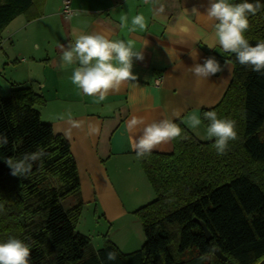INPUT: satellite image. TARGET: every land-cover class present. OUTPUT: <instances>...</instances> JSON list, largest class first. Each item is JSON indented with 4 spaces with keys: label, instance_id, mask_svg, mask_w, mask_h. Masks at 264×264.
Returning <instances> with one entry per match:
<instances>
[{
    "label": "trees",
    "instance_id": "1",
    "mask_svg": "<svg viewBox=\"0 0 264 264\" xmlns=\"http://www.w3.org/2000/svg\"><path fill=\"white\" fill-rule=\"evenodd\" d=\"M42 1L0 0V33L18 15L35 17ZM245 36L253 45L264 42V8L249 16ZM225 57L233 63L232 80L200 117L205 127L207 111L236 121L238 139L218 155L214 138L201 139L175 120L182 137L173 140V150L138 158L155 196L135 210L145 241L129 253L109 238L95 250L90 237L76 230L84 202L70 142L42 120L38 106L45 97L14 84L0 96V134L9 141L0 146V243L23 240L31 249L30 264H257L264 258V74L241 65L233 53ZM38 150L46 155L26 178L10 174L6 159ZM72 195L78 200L65 206ZM109 252L115 260H108Z\"/></svg>",
    "mask_w": 264,
    "mask_h": 264
},
{
    "label": "crops",
    "instance_id": "2",
    "mask_svg": "<svg viewBox=\"0 0 264 264\" xmlns=\"http://www.w3.org/2000/svg\"><path fill=\"white\" fill-rule=\"evenodd\" d=\"M209 4L210 0H71L74 12L65 15L63 0H43L35 17L18 15L0 33V96L10 94L14 84L32 87L46 100L39 106L41 118L63 136L70 127L69 112L81 122L68 139L79 172L80 196L87 206L94 205L95 216L101 210L117 230L136 223L135 210L155 196L131 149L129 120L135 116L151 123L167 117L193 131L185 123L187 118L218 103L232 80L233 63L215 42L217 21L207 16ZM136 15L145 17L146 29L131 31ZM123 17H127L125 26ZM94 33L113 40L131 39L143 54L142 60H133L136 79L99 103L72 83V68L59 70L62 46L74 34ZM208 57L222 66L228 62L231 71L225 68L197 82L189 69ZM60 115L65 120H59ZM173 147L171 141L153 151L170 152ZM124 218L128 220L117 223Z\"/></svg>",
    "mask_w": 264,
    "mask_h": 264
},
{
    "label": "clouds",
    "instance_id": "3",
    "mask_svg": "<svg viewBox=\"0 0 264 264\" xmlns=\"http://www.w3.org/2000/svg\"><path fill=\"white\" fill-rule=\"evenodd\" d=\"M147 3L148 0H145ZM264 8L260 0L255 3L244 0L241 3H231L230 0H210L207 8L208 18L217 21L215 24V42L225 51L235 54L241 65L250 66L251 70L264 74V42L251 44L245 33L249 28V16L256 15ZM162 11V9H161ZM198 11L194 9L193 12ZM127 17L122 18V26H125ZM131 24L135 31L137 28L146 29V21L143 15L132 18ZM209 48L214 45L205 41ZM143 59V54L136 48L131 39H110L103 33L74 34L66 47L62 46L59 70L64 71L72 68L71 81L87 96L96 97V102H102L110 92L119 91L121 86L129 81H134L133 60ZM195 59V57H193ZM225 68L231 71L228 62L222 66L215 57L204 59L203 63H195L189 71L200 80L208 79L217 73L223 72ZM65 120L64 115L58 117ZM203 119L208 121L206 136L215 139L213 147L218 155L226 153L229 143L238 139L236 121L218 117L216 111L203 113ZM67 123L70 125L64 131L66 139H71V130L80 128L81 122L72 118L71 113L67 115ZM185 123L195 129L202 124L200 116L193 114L187 118ZM127 130L133 135L130 137L131 149L137 158L150 155L154 149L162 144L182 137V129L172 119L165 117L158 121L147 123L144 118L132 117L127 125ZM139 130V135L134 133ZM53 128V134H56ZM90 131L95 128L90 126ZM8 137L0 134V146L8 144ZM46 155L43 150L25 153L19 158H8L6 164L12 176L26 178L32 171L33 164L42 160ZM30 247L21 239L9 238L0 243V264H30ZM108 260H115L116 253L109 252Z\"/></svg>",
    "mask_w": 264,
    "mask_h": 264
},
{
    "label": "rangeland",
    "instance_id": "4",
    "mask_svg": "<svg viewBox=\"0 0 264 264\" xmlns=\"http://www.w3.org/2000/svg\"><path fill=\"white\" fill-rule=\"evenodd\" d=\"M42 120L45 121L44 118ZM193 131L199 138L208 139L206 136V127L203 124H201L199 128L193 129ZM77 200V196L72 195L66 198L64 204L65 206H70ZM125 219L127 218L119 220L117 221V223L123 222ZM76 230L92 238L91 246L94 249L96 247L101 248L103 246V237L104 241L106 238H109L115 244H120L119 246H122V244H124L123 249L116 244L124 253H129L141 248L145 241L143 226L139 218L136 220V223L135 221H132V223L128 222L127 225L117 230L116 225H110V221L104 218L103 212L101 210L97 212L96 216L94 215V205L87 206V204H84L82 215L76 224Z\"/></svg>",
    "mask_w": 264,
    "mask_h": 264
},
{
    "label": "water",
    "instance_id": "5",
    "mask_svg": "<svg viewBox=\"0 0 264 264\" xmlns=\"http://www.w3.org/2000/svg\"><path fill=\"white\" fill-rule=\"evenodd\" d=\"M197 221L201 224L207 239H211V237H212L211 232L207 228L205 222L202 220H199V219H197ZM214 252L217 255V257H219L220 259L226 260V256L223 254V252L221 251V249L219 247H215ZM257 264H264V258H262Z\"/></svg>",
    "mask_w": 264,
    "mask_h": 264
},
{
    "label": "built area",
    "instance_id": "6",
    "mask_svg": "<svg viewBox=\"0 0 264 264\" xmlns=\"http://www.w3.org/2000/svg\"><path fill=\"white\" fill-rule=\"evenodd\" d=\"M61 12L65 15H70L74 12V9L71 6V0H63V7ZM161 81L160 78L156 80V83L159 84Z\"/></svg>",
    "mask_w": 264,
    "mask_h": 264
}]
</instances>
